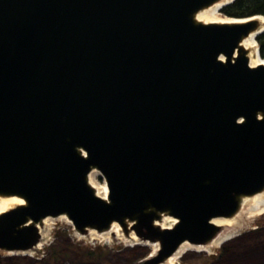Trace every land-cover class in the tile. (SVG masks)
Listing matches in <instances>:
<instances>
[{"label": "water", "instance_id": "obj_1", "mask_svg": "<svg viewBox=\"0 0 264 264\" xmlns=\"http://www.w3.org/2000/svg\"><path fill=\"white\" fill-rule=\"evenodd\" d=\"M217 1L0 0V197L23 202L0 214V252L63 215L158 243L139 264H160L264 188V66L238 49L264 17L194 22Z\"/></svg>", "mask_w": 264, "mask_h": 264}, {"label": "rangeland", "instance_id": "obj_2", "mask_svg": "<svg viewBox=\"0 0 264 264\" xmlns=\"http://www.w3.org/2000/svg\"><path fill=\"white\" fill-rule=\"evenodd\" d=\"M220 19H228L216 13ZM258 48V47H257ZM98 184L103 180L94 176ZM48 236L39 250L30 249V256H6L0 252V264H10L2 260L18 257L12 264H139L151 247L128 246L125 236L110 235L104 239L89 240L75 236L72 226L63 220H52ZM42 229V227H40ZM43 233V231H42ZM47 235V234H46ZM126 239V240H125ZM95 252L91 257L86 252ZM89 259V260H88ZM176 264H264V216L255 217L253 222L238 232L234 238L218 247L212 254L188 250Z\"/></svg>", "mask_w": 264, "mask_h": 264}, {"label": "bare ground", "instance_id": "obj_3", "mask_svg": "<svg viewBox=\"0 0 264 264\" xmlns=\"http://www.w3.org/2000/svg\"><path fill=\"white\" fill-rule=\"evenodd\" d=\"M232 0H219L208 7H205L193 15V20L195 23L199 24H221V23H239V21H232L230 19H220L216 17V13L219 12V9L226 3L231 2ZM250 20H254L256 22V28L249 32L246 36L242 37L238 44V49L241 50L248 63L250 68H254L259 65L264 66V60L260 59L256 52V43H255V35L264 29V19L255 17ZM101 175L95 169H91L86 177L87 185L92 189L94 195L99 197L102 200H106L107 190L104 185L98 184L94 180V176ZM102 178V177H101ZM103 180V179H102ZM23 202L20 199L14 197H0V214L16 207L22 205ZM264 216V188L251 196H242L239 198V204L237 211L228 218H216L211 220V223L220 229V232L207 244L205 245H190L188 243L180 244L176 250L166 258L160 264H176L177 261L185 254L188 250L200 251L206 254H212L218 247L222 246L226 242L232 240L234 236L240 232L243 228H245L249 223L253 222L255 217ZM52 220H63L67 224L70 222L66 219L65 216L61 215L56 218H46L43 219L39 224H36L35 227L38 229L40 240H45L48 236V230L50 229L48 222ZM175 224V220L166 217L165 215H160L159 220L155 221L153 225L160 230L170 229ZM42 229H40V227ZM131 223L126 222V227H129ZM43 231V233H42ZM121 228L115 223H111L109 229L102 233H96L94 231H89L88 235L91 237H96L97 239H104L110 235L121 236ZM47 234V235H46ZM76 234V233H75ZM83 236V235H81ZM123 236V235H122ZM76 237H80V235H76ZM126 242H128V246H142V247H151L152 250L148 253V258H151L155 255L158 250V243L156 242H148V241H139L132 233H129L127 237H125ZM108 239V238H107ZM39 242L33 247V250H39L40 247L45 243ZM109 240V239H108ZM6 256H30L31 251L24 252H2Z\"/></svg>", "mask_w": 264, "mask_h": 264}, {"label": "trees", "instance_id": "obj_4", "mask_svg": "<svg viewBox=\"0 0 264 264\" xmlns=\"http://www.w3.org/2000/svg\"><path fill=\"white\" fill-rule=\"evenodd\" d=\"M219 13L227 18L234 19H243L252 16L264 17V0H234L229 5L222 7ZM255 43L258 47L260 58L264 59V32L255 37ZM142 248L145 250L148 249L147 247ZM17 258L18 257L5 259L2 260V262H10V264H12V261H16Z\"/></svg>", "mask_w": 264, "mask_h": 264}, {"label": "flooded vegetation", "instance_id": "obj_5", "mask_svg": "<svg viewBox=\"0 0 264 264\" xmlns=\"http://www.w3.org/2000/svg\"><path fill=\"white\" fill-rule=\"evenodd\" d=\"M94 249H95V247L91 251L86 252V254H84V255H87V253H88L89 255H87V256L91 257L92 255H90V254H94L95 253V252H92ZM44 264H50V263L48 261H46V263H44ZM88 264H90V263L88 262Z\"/></svg>", "mask_w": 264, "mask_h": 264}, {"label": "built area", "instance_id": "obj_6", "mask_svg": "<svg viewBox=\"0 0 264 264\" xmlns=\"http://www.w3.org/2000/svg\"><path fill=\"white\" fill-rule=\"evenodd\" d=\"M77 234H75L76 236ZM86 237H88L89 240H92L93 238H91V236L88 235V233L86 235H83V236H80L78 238H81V239H85Z\"/></svg>", "mask_w": 264, "mask_h": 264}]
</instances>
